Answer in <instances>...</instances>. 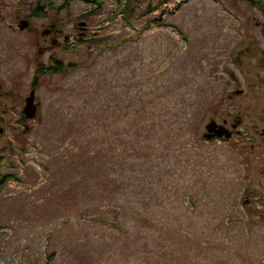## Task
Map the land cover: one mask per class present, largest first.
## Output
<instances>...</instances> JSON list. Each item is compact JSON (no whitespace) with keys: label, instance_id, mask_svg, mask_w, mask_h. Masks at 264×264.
<instances>
[{"label":"rangeland","instance_id":"1","mask_svg":"<svg viewBox=\"0 0 264 264\" xmlns=\"http://www.w3.org/2000/svg\"><path fill=\"white\" fill-rule=\"evenodd\" d=\"M119 1L102 0L101 5L98 0L73 1L62 8L59 2L55 9L45 6L40 14H34L37 0H0V20L4 21L0 22V157H5L4 174L17 175L21 180H11L0 193V264H45L46 252L53 247L59 249L53 264H144L147 260L150 248L134 235L130 224L122 227V234L95 222L98 218L112 219L117 204H126V209L134 204L129 207L115 185V193L106 189L89 162L86 169H79L85 150L80 149L81 141L76 145L72 142L76 131L68 133L69 120L76 107H82L81 93L77 92L95 73L80 64L88 60L90 52L97 55L92 67L107 65L110 69L123 56L132 57L133 67H116L110 75L116 73L117 85L139 86L136 92L139 90L140 101L164 96L162 106L172 111L168 118L173 121L177 120L173 113L178 101L201 95L214 102L227 96L220 110L213 111L199 125L202 138L210 118L218 113L239 110L250 121L252 111L264 108V87L256 89L259 81H264L260 65L264 56L260 29L264 27V15L259 9L243 0H140L135 4L133 27L123 31L126 23ZM149 4L157 9L139 16ZM22 20L30 22L23 31L19 29ZM81 22H87L83 32ZM143 28L146 30L141 39L124 38L122 46L101 55L92 42L94 36L119 41L129 33L136 36L135 31ZM80 33L85 35L80 38ZM249 46L251 53L238 59L239 66L232 63L235 52ZM56 61L64 66L78 65L70 72L41 75L36 102L43 115L32 122H21L37 68ZM226 67L233 74L224 71ZM216 70L226 82L234 78L239 83L234 87L232 82L228 84V95L225 85L215 81ZM237 90L244 93L235 96ZM146 91L150 95H145ZM231 95L235 96L232 104L228 102ZM171 123L173 126L154 144L160 150L155 171L173 175L165 180L184 194L179 200L172 198L182 206L180 214L187 197L197 202L198 210L184 215L188 223L197 221L193 230L196 244L197 236L207 230L205 222L215 226L218 214L232 217L246 212L237 199L247 189L248 195H255L251 212H264V147L252 154L248 148H241L242 144L222 140H206L202 146L195 140V128L191 131L182 125L183 118ZM43 145L52 150L68 148L63 154H75L74 163L63 158L55 167L52 165L50 173L42 166L49 161L41 153ZM118 152L119 148L113 154ZM154 159L156 154L149 161ZM115 160L117 171L124 176L121 170L126 159ZM54 161L51 157L48 165ZM94 161L103 160L95 156ZM253 218L251 229H239L246 226L240 218L237 229L230 227L218 233L230 243L237 237L235 247L242 251L240 257H232L235 264H264V221L256 214ZM184 256L189 263L183 264H207L210 259L188 249Z\"/></svg>","mask_w":264,"mask_h":264},{"label":"trees","instance_id":"2","mask_svg":"<svg viewBox=\"0 0 264 264\" xmlns=\"http://www.w3.org/2000/svg\"><path fill=\"white\" fill-rule=\"evenodd\" d=\"M73 1L91 2V0H37V4L32 11L34 14H40V11L45 6L55 9L60 2L62 3L60 6L62 8ZM100 1L102 0H98V3L101 5ZM125 1L124 4H122L121 0L119 1L122 7L120 14L126 23L123 24V31H126L128 27H133L131 23L135 14V4L140 2V0ZM167 1L165 0V3ZM243 1L250 3L264 15V0ZM151 9V5H147L139 16H145ZM156 9L157 7L153 8L152 11ZM27 18L31 19V16ZM0 22L4 21L1 19ZM51 27L55 29L54 24ZM145 30L146 28L135 31L136 36H132L129 33L119 41L113 42H109V38L94 36L92 42L98 50V55H101V53L108 51V49L115 51L116 48L123 45L124 41L134 40L133 38L136 40L141 39ZM124 38L126 40L122 41ZM251 50V46H249L235 52L231 60L232 63L239 66L238 59L248 56ZM142 51L141 49L138 53L142 54ZM116 57L115 55L113 59L115 60ZM96 62L97 55L90 52L88 60L80 63L82 67H88L95 73L84 82L83 88L77 92L81 93L79 101H82V104L80 103L82 107H76V113L69 120L68 127L70 128L68 129V133L76 131L72 142L76 145V141H81L80 149L85 150L84 154L80 156L83 158V161L79 163V169H86V165L89 162V167L95 168L99 174L98 180L106 189H112L113 193H115V185V189L119 190L120 194L127 199L126 203L129 204V207L132 204L134 206L133 208L126 209V204H117L112 219L98 218L96 221H93L100 223V226H105L106 229L109 228L122 234L125 233V229L122 227L125 224H130V230L134 232V235L145 241L146 244L144 246L150 248L144 264L189 263L186 261L187 257L184 256L187 249L193 253H197L198 257L205 255L206 258H210L207 259V264H235L232 257L234 255L240 257V252L242 251L241 247H235L238 245L237 237L231 239L230 243L229 240L226 241L222 237H218V233L224 231V229L228 230L230 227L231 229H237L240 218L246 223V226L239 227V229L246 230L249 227L251 229L253 227L251 221H254V214L264 221V212L252 213L250 210V204L255 195H248L247 189L237 199L239 202L238 206L244 208L246 212L236 213L232 217L226 213L218 214L214 219L215 226H212L211 221L205 222L208 223L207 230L197 236L198 242L196 244L194 238L196 234L193 230L197 226V221L188 223L184 221V215H189L188 212L197 211V202L193 197H187L184 201L186 207L185 209L183 208V213L180 214L179 209L182 206L172 198L179 200L184 194L178 192L175 187L170 186L166 182L169 179L165 180L166 176L173 175L161 170L155 171V164L158 161L157 154L160 150H157L154 144L161 138L162 132H167L168 127L173 126L171 122H177L180 118H183L182 125L187 126L191 131L192 128H195V140L201 142L202 146H204L206 140L201 137V127L199 125H202V121H206L213 111L218 112L220 110L219 107L223 106L222 102L227 99V96L223 97L222 101L217 99L214 102L201 95H197V97L193 96L191 99L188 98L184 101H178L175 104V113H173L177 120L173 121L172 117L168 118L169 114H172V111H168V107L162 106L163 102L161 100L164 99V96H155L153 99L149 98V100L140 101L139 90L136 92V89L140 88L139 86H127L123 83L117 85L116 73L115 76L110 75L117 68L118 70H123L133 67L135 61L132 57L123 56L122 60H118L114 66H110V69L107 65L92 67L91 65ZM77 65L70 63L64 66L61 62L56 61L47 67H38L32 87L38 90L41 75L45 76L47 73L57 74L65 71L70 72ZM224 71L233 74L228 67L224 68ZM217 72V70L214 72L216 75L215 81L221 85H225L223 89L225 94L228 95V84L234 83L235 80L234 78H230L226 82L224 77L216 74ZM146 92L147 94L145 95H150L149 91ZM165 111L167 113L164 114ZM41 114L42 111L40 109L37 120L41 118ZM24 121L27 122L23 117L22 122ZM192 123L195 125L193 126ZM120 125H122L121 129ZM182 130L185 129L183 128ZM117 148H119V152L117 155H114L113 153H116ZM23 149L26 150L25 148ZM66 150H62L61 147L56 150H52L51 148L46 149L43 145L41 153L47 157V160L51 161L52 157L55 161L51 165H48L50 164L49 161L47 163L44 162L42 166L49 169L50 173H53L52 165L55 167V164L60 163L63 158H69L74 163L75 154L65 156L63 151ZM166 150L169 151L167 144ZM155 154L156 159L149 161ZM95 156H100L103 161L95 162ZM115 157L117 159L118 157L126 159V162L122 164L123 170H121L122 173H125L124 176H121L120 171H117ZM4 160L5 157H0V193L11 180L17 179L21 181L17 175L4 174ZM141 160H143L142 163ZM74 166L77 167V165ZM83 172L85 171L83 170ZM117 181L119 182L117 183ZM225 220H227L228 227L225 225ZM128 234L131 233L128 231ZM248 241L249 237L247 236L246 243ZM57 254H59L58 248L53 247L49 249L46 252L45 264H53Z\"/></svg>","mask_w":264,"mask_h":264},{"label":"flooded vegetation","instance_id":"3","mask_svg":"<svg viewBox=\"0 0 264 264\" xmlns=\"http://www.w3.org/2000/svg\"><path fill=\"white\" fill-rule=\"evenodd\" d=\"M260 29L264 39L263 25L260 26ZM260 65L264 68V56L262 61H260ZM238 84L239 83H237L235 80L234 84L232 83V86L234 87ZM263 87L264 81H259V85L256 87V89ZM252 90L255 91L254 89ZM243 93L244 92L242 90H237L235 92V96H240ZM235 96H229L228 102L231 104L234 103ZM2 119L4 120V118ZM250 119L251 120L248 121V119L244 117V114L239 110L227 112L226 114L222 115L218 113L214 117L210 118V122L206 125V127L213 123V134L215 135L216 133L224 132L225 135L223 137L216 135L209 141L222 140L229 143H239L243 145L241 148H248L249 151L251 150L250 152L252 154H256L259 149L264 147V108L259 107L257 111H252V118ZM204 134H206V132ZM227 136L229 137L227 138Z\"/></svg>","mask_w":264,"mask_h":264},{"label":"water","instance_id":"4","mask_svg":"<svg viewBox=\"0 0 264 264\" xmlns=\"http://www.w3.org/2000/svg\"><path fill=\"white\" fill-rule=\"evenodd\" d=\"M79 26L82 28V30H85L87 24L85 22H81ZM30 27V22L28 20H22L19 24V29L20 30H26ZM35 96H36V91H32L30 93V96L26 99V105L23 110V114L27 117L29 120H33L36 118L37 113H38V107L35 105ZM213 127L214 124H209L206 129H207V134L204 135L205 138L207 139H212L216 135L219 137H223L225 135L224 132L222 133H216L215 135L213 134ZM28 129V128H27ZM229 136H227L228 138Z\"/></svg>","mask_w":264,"mask_h":264}]
</instances>
